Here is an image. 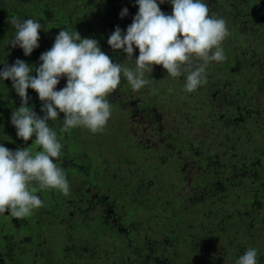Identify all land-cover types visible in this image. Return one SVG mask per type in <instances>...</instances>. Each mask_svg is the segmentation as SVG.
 I'll list each match as a JSON object with an SVG mask.
<instances>
[{"label":"trees","instance_id":"1","mask_svg":"<svg viewBox=\"0 0 264 264\" xmlns=\"http://www.w3.org/2000/svg\"><path fill=\"white\" fill-rule=\"evenodd\" d=\"M4 1L0 0V57L6 58L10 45L3 38L8 33L11 36L13 26L10 22L5 24L12 15L3 5ZM11 1L13 3L14 0ZM17 1L24 2L25 0ZM202 2L208 5L210 15L223 18L227 22L231 33L222 44L226 60L212 62V67H208L212 69L215 76L207 75L206 84L200 86L196 91L186 94L177 92V90L181 84L184 89L187 73L185 72L181 76L184 79L181 83L178 81L174 86L167 87L156 79L165 70L161 65H154L153 72L148 77L151 80L150 85L139 91H133L126 79L122 77L118 88L107 99L112 107L115 106V108L123 110V115L131 124L129 127L125 126L123 145L125 144L127 147L130 144L136 154L133 158H129L126 154L123 156V162L127 164L126 167H123V172L125 171L127 176H123L122 187L116 189V196L106 191L109 197L108 201L99 198L94 200V197L99 195L98 193L95 195L88 189L82 190V185H74L77 193L81 196L77 197L79 200H85L82 195L84 193L87 197L85 201H89L90 207L95 206L100 209V213L94 215L91 223L86 220L84 222L76 221L75 226L95 229V233L98 230L108 231L111 244L121 248L120 251L117 249L115 251L117 255L115 264H203L199 258L191 260L190 256L200 246H205L199 244L197 238L205 231L201 226L203 223L212 224L210 219L203 216L194 218L191 235L189 237L180 236L177 242L176 235L171 231L172 226L169 224V218L184 217L183 213L180 215L178 208L174 211L169 207H160L157 197L154 204L148 205L157 213V218H163L160 219L162 221L168 220L166 222L168 223L166 224L167 229H163L161 234L147 226L143 216L138 219L133 215L134 211L140 210L141 199L146 198L145 193L146 195H155L156 186L160 185L157 173L159 165L156 164V160L160 159L162 162H167L169 159L176 160L181 158V154L185 152L189 154V157L197 159V170L204 173V177L200 175L199 179L192 182V184H199L198 192L193 186L184 189L189 191V203L193 206L201 205V209L199 207L198 210L205 213L209 210L225 209L219 214L222 224L227 212L237 214L240 210L230 209L227 211L225 202L222 201L228 198V192H223L222 188L220 191L214 189L215 192H213L211 189L214 186L210 182L213 178L216 177L221 182L225 177L224 182L231 185L240 184L252 178L251 190L247 192L249 200L259 199L260 189L264 186L262 184L264 179L261 176L258 178V175H264V138L256 139L257 129L261 128L260 125L264 120V0H202ZM157 3L162 12L167 15L172 14L170 0H164L163 3L157 0ZM75 4H79L80 10L74 6ZM125 8L127 14L122 17L121 13ZM45 10L47 12L52 10L53 16L48 18L49 15ZM138 10L137 0H36L32 12L27 13L25 20L35 19L42 25L38 43L44 47L39 46L34 49L36 51L40 50L44 53L51 49L55 37L62 29L76 30L80 33L81 38L97 40L101 51L109 55L113 63H122L132 68L135 66L134 60H126L127 54L122 50L114 51L107 41L117 26L121 29L122 35L126 34V29L131 25ZM5 16L11 17L4 20ZM3 27L4 29H2ZM7 41L9 42V39ZM33 54L35 55V52ZM138 55L139 50L134 47L133 59H136ZM41 63V60L35 62V69ZM60 82L64 84L67 83V80L60 79ZM4 86L13 87L12 82ZM57 86L55 90L58 91ZM243 87L250 89L248 95L250 99H260L258 100L262 106L260 111H254L257 106L253 107L249 102L240 98ZM152 89L157 90L156 94H153ZM203 93L204 97L202 98L201 94ZM7 94L8 91H4L0 99ZM182 95H185L183 103L193 106L194 101L196 104L197 102L201 104V107H194L192 110L197 113V116L192 117L185 111L187 108L178 107L179 102L173 103L177 96ZM2 108L0 101V115L3 114L0 117L2 145L4 142L3 146L8 149L16 148V145H23L19 149L35 145L34 149H41L35 144V137H32L27 144L23 143L25 141L17 136V129H10V125H7L11 123V115L4 112ZM177 110L181 112L179 113ZM60 117L63 123L64 114L60 113ZM194 118H196L195 121L200 122L204 130L203 134L198 137L192 135L191 121ZM61 127L62 125L52 126V129L57 132L60 143L67 134H70L67 143L73 137H76V140L78 139L80 142L77 135L78 128L61 133ZM9 134L10 138L7 139L6 136ZM15 135L16 137H14ZM131 136L133 137L130 138ZM219 138L222 143H219ZM127 139L129 140L128 144ZM187 172L190 173L189 170ZM125 180L128 182H124ZM148 180L150 182L145 184ZM169 185L171 188L173 183ZM111 190L115 191L114 188ZM165 190L167 194L172 195L169 193V189ZM147 197H149L146 198L148 203L155 200L150 196ZM261 199L264 201L263 198ZM168 204L167 202L166 205ZM215 208L217 210H214ZM85 209L86 206L81 207L78 213L84 212ZM144 214L146 217L149 212L144 211ZM246 214H251L250 209ZM157 218L153 220L159 223ZM115 221L127 230L128 234L125 237H123V229L119 231L114 228L116 227L114 226ZM112 229L121 233L118 240L112 238L110 232ZM245 230L247 231V228ZM248 230L251 231L249 228ZM123 242L128 243L125 251H123ZM204 249L208 251V257L210 252L211 254L213 252L220 253L217 250L212 252L207 246ZM220 254L229 259L231 264H235L240 256L237 257L226 252ZM261 254L264 253H258V261L260 258H264V255L261 256ZM63 256L74 259L75 264H80L84 258L88 259L86 251L84 252L82 249L73 251L63 249Z\"/></svg>","mask_w":264,"mask_h":264},{"label":"clouds","instance_id":"2","mask_svg":"<svg viewBox=\"0 0 264 264\" xmlns=\"http://www.w3.org/2000/svg\"><path fill=\"white\" fill-rule=\"evenodd\" d=\"M164 0H160L163 3ZM172 14L161 11L157 0H137L139 10L122 35L117 26L107 43L114 50L127 54L126 60H134L135 68L112 59L101 51L99 42L81 38L78 31L62 29L55 37L50 50L40 56L42 63L35 69L17 59L11 66L0 71V80L12 81L22 105L11 116L17 136L24 141L35 135V144L42 150L33 153L28 147L12 151L0 144V214L9 212L12 217L23 219L44 207L35 194L38 189L58 190L67 196L70 185L64 169L55 162L62 155L63 145L57 132L48 121H56L64 114L61 133L83 127L93 134L104 132L112 115L107 97L114 93L126 79L133 91L149 86L146 73L153 66L162 65L172 78L187 73L185 91L191 93L207 83V72L212 62L226 60L223 42L231 35L227 22L210 15L208 5L202 0H170ZM127 14L125 8L121 16ZM15 29L12 47L19 46L24 55H30L39 47L42 25L35 19L23 20L16 16L9 19ZM135 49L139 55L133 59ZM198 61L193 67V62ZM62 77L66 86L55 90ZM38 93L43 102L38 116L29 107L27 90ZM153 94L157 90L152 89ZM258 252L249 247L238 257L235 264H259Z\"/></svg>","mask_w":264,"mask_h":264},{"label":"rangeland","instance_id":"3","mask_svg":"<svg viewBox=\"0 0 264 264\" xmlns=\"http://www.w3.org/2000/svg\"><path fill=\"white\" fill-rule=\"evenodd\" d=\"M34 2H36V0H28V1L25 0L24 2L14 0L13 3L11 0H7L6 2L5 1L3 2V5L8 9L9 14L25 20L27 17L26 15H28L27 13L33 10ZM44 2L46 3V1ZM78 5L79 4H75L74 6L76 8H79ZM45 12L49 15L48 18H50V16H53L52 10H49L48 12L47 10H45ZM7 17H11V16H5L4 20ZM7 23H9V20L5 24ZM2 29H4V27ZM5 29L7 30V28ZM12 29L13 30L10 33L11 36L9 35V33L7 34L5 31L7 35L5 34L6 36H4V38L2 37L4 40H6V43L10 45V47L8 48L9 54H6L8 58L6 56H5L6 58L0 57V71H2L7 66L13 65L15 61L19 59L27 64L30 63L29 66L34 69L31 75L35 76L36 71L34 64L35 62L40 61V56L43 52L40 50L39 51L33 50V52L30 55L25 56L23 49H21L19 46L12 47L11 44H9V42L14 38L15 35L14 27H12ZM8 39L9 42L7 41ZM39 46L42 48L44 47L42 44H40ZM34 52L35 55L33 54ZM197 63L199 62L194 60L193 67H195ZM208 67H212V63H210ZM132 68H135V66H133ZM206 72L207 75L210 77L215 76L214 75L215 73L212 71V69L207 68ZM151 74L152 73H146L145 74L146 78L150 77ZM156 79L167 87L168 86L172 87L178 81H180L181 83V81L184 80L181 77L179 78L170 77L167 74L166 70H164L159 76H157ZM61 80H67V79L62 77ZM1 82L4 85H7V83L9 84V82L12 81L10 79L0 80V96L4 91H8V94L4 96L2 99H0L3 106L2 109H4V112L9 113L12 116L13 112L22 105V100L13 87L4 86ZM182 85L183 84L179 86L178 90L176 88L177 92H182L184 94L188 93L187 91H185V89L181 87ZM65 86L66 83L59 85L58 89L59 87L63 89ZM241 90H242V94H240V98L249 102V104L253 107L257 106L256 108H254V111L257 112L260 111L262 109V106L258 101L260 99L258 100H256L255 98L250 99L248 97L250 91L248 87H243L241 88ZM27 93L30 98L29 107L32 108V110L38 116L43 118L45 115V113L41 111L43 102L39 99L38 93L31 88L27 90ZM201 97L202 98L204 97V93L201 94ZM184 99H185V95L177 96V98L173 100V103L175 104L176 102H179L177 104L178 107L183 106L187 108L185 111L188 112L189 115H191L192 117L197 116L196 115L197 113L192 112V110L194 107H201L200 106L201 104H199L198 102L196 104V102L193 101V103L195 104L191 106L187 103H183ZM177 112L180 113L181 111L177 110ZM1 116H3V114H1L0 117ZM198 116H200L199 113ZM196 118H194L191 121V126L193 128L192 135L193 136L196 135L198 137L200 134H203L204 130L202 129V125L200 124V122L195 121ZM48 123H49V127L51 128L52 126L55 127V125L63 126L60 115L58 117V120L56 121L49 120ZM7 125H10L9 127L10 129L12 128L16 129L12 123ZM130 125H131L130 121L123 115V110L117 109L115 108V106H113L112 115L106 125L104 132L93 134L86 128L77 127L78 128L77 135L79 136L80 142L78 139L76 140V137H73L69 139V142L67 143V138L68 136H70V134L64 136V139L61 141L63 145L62 155L55 162L57 163L58 166L62 167L66 173L67 180L70 185V193L69 195H67L68 197L73 196V194H75L77 197H81L79 196V193H77V191H74V189H72L71 187L72 186L71 181L73 180L74 177H77L79 180L83 181V183L87 181V183L94 185L95 188H93L90 185L88 186L91 189V193L97 192V190H99L98 191L99 195H96L94 197V200L96 198H99L100 200L108 201L109 197L106 194V191H109V194L116 196L117 194L116 189H120L122 187L123 176H127L126 172L125 171L123 172V167L127 166V164L123 162V156L126 154L129 158H133L134 155L136 154L131 149L130 144H128L129 142L128 139L126 140L128 144L127 147L125 146V144L123 145V134L125 132V126L129 127ZM260 126L261 128L257 129L258 132L256 139L264 138V120ZM133 136H131L130 138H132ZM6 137L7 139L10 138V134L7 135ZM14 137H16V135ZM33 137H35V135H33ZM218 140L219 143H222L220 138ZM28 141H25L23 143L27 144L29 143ZM1 142L2 140H0V144H2ZM22 146L16 145V148L10 150L16 151ZM34 147L35 145L28 146V148L33 153L41 150V149L36 150L34 149ZM38 148H40V146H38ZM181 156H182L181 158H178L176 160L169 159L167 162H162V160L160 159L155 161L156 164L158 163L159 165V168L157 169V173H158L160 185L157 184L156 186L157 189H155V195L154 194L146 195L145 193L147 199L149 198L147 196H150V198L155 200L153 202L151 201L148 203L146 198H142L141 199L142 205L140 210L137 209L136 211H134L133 215L137 216L138 219L141 218V216H143L146 225L156 230L159 234H161V231L163 229L165 230L167 229L166 224L168 223L166 222L168 220L162 221L160 219L163 218L161 217L157 218L156 217L157 213H155V211L149 208L150 206H148L150 203L154 204L157 197V199L160 202L159 203L160 207H169V209L171 208L174 211L175 209L178 208L180 215H182L183 213L184 216L183 218L185 219H183L182 217H179L178 219H174L172 217L169 218V224L172 226L171 231H173V233L176 235L175 240L177 242L180 236L189 237L191 235L192 222H194V218L203 216L207 219H210L212 224L209 225L203 223L201 225L205 231H203L200 235H198L197 241L201 245H205L208 248L210 247L212 252L217 250L220 251V253L226 252L238 257L239 255H242L249 247H254L257 249L258 253H264V201L261 199V198L264 199V186H262L260 189L259 199L249 200V195L247 192H250L251 190L250 182L252 178H250L251 180L249 181L245 180L243 183L234 184V185L225 183L224 182V180H226L225 177L224 178L222 177L223 180L221 182H219L216 177L213 178L210 181L214 186V188L211 189L213 192H215L214 189H218L220 191V188L223 189V192L224 191L228 192L227 193L228 198L222 201L223 203L225 202L227 211L230 209L240 210L237 214L227 212L222 224L219 218V214L224 212L225 209L222 210L220 209V211L209 210L207 213H205L202 210L201 211L198 210L199 207L201 209V205L199 204L194 206L190 205L189 203L190 197L188 194L189 191L187 192L184 189H188L193 186L194 189H197L196 192H198L199 184L198 183L192 184V182H195L197 179H199L198 176L200 175L204 177V173L200 171L198 172L197 159L193 157H189V154H187V152L182 153ZM89 159H92L91 162L89 161ZM88 166H90L89 169ZM187 170H189L190 173L187 172ZM260 176L264 179L263 174L258 175V178H260ZM127 180L130 181V179ZM127 180H125L124 182H128ZM132 182L134 181L132 180ZM149 182L150 181L148 180L147 182H145V184ZM170 183H173V185H171V188L169 185ZM112 188H114L115 191L111 190ZM166 188L170 190L169 193H171L172 195L166 193L165 190ZM39 191L41 192L42 201L45 203L44 207L49 215L47 216V218L44 216L45 220H43L42 223H39L41 227L33 224V221L36 219L35 210L31 216L23 218L24 223L23 225H21L22 227L21 230L23 231L22 236H25L26 233L28 232L31 233L34 231H39L38 234L41 235V239L46 240L44 243L40 245V248L45 249L44 251H51V248L53 246H55V249L57 251H62L61 247H64L65 248L64 250H69V251L70 249L71 251L76 249H82L84 252L86 251V255L88 256V259L87 258L82 259L80 261V264L82 263L83 264H115L116 263L115 259L117 258V255L115 251L116 249L120 251L121 248H119V246L117 245L113 246L111 244V240L109 239L110 234L108 231L98 230L95 233V229L93 230L90 228L88 229L87 227L85 229L82 227L71 226V221L76 223V221L84 222L86 220L87 222L91 223L94 215L100 213V209L98 207L91 208L90 206L88 207L87 211L82 212L80 214L78 213V211H80L79 206L84 208L85 206L90 205L89 201L88 202L85 201L87 197L85 196L84 193L82 195H83V199L85 200L78 202L74 197L68 199L66 198V196H64L63 198V194L58 190H43V191L39 190ZM167 202L169 203L168 205H166ZM223 203L220 205V208L222 207ZM248 209H250V213H251L250 215L246 214L248 213ZM214 210L217 209L215 208ZM144 211L149 212V214L146 217ZM130 212H132V210H130ZM4 217L1 218L2 219L1 221H3V223L2 226H0V229L2 232L3 231L7 232V230L10 231L11 229V227L8 225L7 222V219H9V215ZM155 218H157L160 222L159 223L154 222L156 220ZM26 222H30V224H27ZM114 224H117V222H114ZM65 227L67 228V230ZM18 228L19 227L16 226L13 228L16 233L14 234V236L16 237L18 235L17 233L19 232ZM114 228L122 230L121 225H118L117 227ZM245 228H247V231L245 230ZM248 228L251 229V231H249ZM126 231H127L126 229H123V233H124L123 237H125V235L128 234V232ZM110 232L112 238L116 240H118V236L121 237V233L116 229L114 230L112 229V231L110 230ZM12 233L13 232H8L7 235ZM252 233L253 235L251 236ZM34 236L35 237L31 236L32 242H28L27 246H31L32 244H34L35 240L40 239V236H37V234H34ZM25 238L29 239L28 237ZM37 246L38 245H35V247ZM205 246H200V248H198L196 252L190 256V259L194 260L199 258L200 261L202 260L203 264H231V261L225 258L220 253L216 254L213 252V254H211L210 252V255L208 257V251H205L206 249H204ZM127 247H128V243L123 242V251H125ZM25 253L26 254L20 260L19 264H37V263L41 264L43 262V260L39 256L31 260V257H33V255L31 254L30 251ZM263 255L264 254H261V256ZM50 257H51L50 261L54 263H58L63 258V261H60L61 264H75L74 259L68 258L66 256H62L61 253H59L58 255L55 253H50ZM259 264H264V258H260Z\"/></svg>","mask_w":264,"mask_h":264},{"label":"flooded vegetation","instance_id":"4","mask_svg":"<svg viewBox=\"0 0 264 264\" xmlns=\"http://www.w3.org/2000/svg\"><path fill=\"white\" fill-rule=\"evenodd\" d=\"M62 84H63L62 82L59 83V85H62ZM61 89L62 88L59 87L58 90H61ZM28 142H30V140ZM89 161L91 162V160H89ZM89 167L90 166H88V169H89ZM81 183H83V181L79 180L77 177H74L73 180L71 181V184H72L71 187H74V189L76 191V188H75L74 185L75 184L78 185V186L82 185V190L88 189L90 192H91V189L88 187L89 185L92 186L93 188H95L94 185H91L90 183H87V181H85L83 183L84 185L81 184ZM98 191L99 190H97V192H93L92 194L96 195L97 193H99ZM35 194H37L42 199L41 192L38 190V187H37V191H36ZM64 196L65 195H63V198H64ZM71 197H74L78 202L82 201L81 199L79 200L75 194H73V196H71ZM71 197L66 196V198H68V199L71 198ZM65 202H67V201H65ZM89 206L90 205L86 206L85 211L88 210ZM93 207H95V206H92V208ZM79 209H81V206H79ZM35 213H36V219L33 221V224L36 225V226L38 225V226L41 227V225L39 223H42L43 220H45L44 216L47 218V216L49 214H48L47 210L45 209V207H41L40 209L35 210ZM8 215H9V219H7V222H8V225L11 227L10 231L7 230V232H4V231L2 232L1 229H0V264H19L20 260L26 254L25 252H28V251H30L31 254L33 255V257H31V260L39 256L43 260V262L41 264H61L60 261H63V258L58 263L51 262L50 261L51 260L50 253H55L57 255L59 253H61L62 256H63V249H65L64 247H61L62 251H57L55 249V246H53L51 248V251H44L45 249L40 248V245L42 243H44L46 240H42L41 239V235L38 234L39 231H34V232H31V233L28 232V233H26L25 236H22V232L23 231L21 230V228H22L21 225H23V223H24L23 219H19V220L14 219L15 217H12L9 212H5L3 214H0V221L2 220L1 219L2 217L8 216ZM115 222H117V221H115ZM2 223H3V221H1L0 226H2ZM26 223L30 224V222H26ZM75 225H76V223L71 221V226L73 227ZM114 225H116V227H117L119 224H114ZM15 226L19 227L18 228L19 232L17 233L18 234L17 237L14 236V234H16L14 229H13ZM40 230H41V228H40ZM66 230H67V228H66ZM119 231H121V230H119ZM8 232H13V233L7 235ZM34 234H37V236H40V239L35 240L34 244H32L31 246H27L28 242H32L31 241V236L35 237ZM25 237H28L29 239H26ZM36 242H38V243H36ZM39 242H40V244H39ZM35 245H38V246L35 247ZM30 247L32 248V250H31Z\"/></svg>","mask_w":264,"mask_h":264}]
</instances>
